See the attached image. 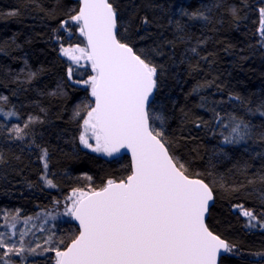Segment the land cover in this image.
I'll list each match as a JSON object with an SVG mask.
<instances>
[{"label":"trees","instance_id":"obj_1","mask_svg":"<svg viewBox=\"0 0 264 264\" xmlns=\"http://www.w3.org/2000/svg\"><path fill=\"white\" fill-rule=\"evenodd\" d=\"M110 2L118 14V38L162 65L154 108L167 117L164 131L171 151L191 177L212 190L207 226L233 246L219 264H264V26L259 11L264 0ZM78 9V0H0V225L45 211L74 188L98 189L108 179L120 181L130 174L128 155H103L80 144L82 119L74 112L93 98L73 81L87 80L93 72L90 63L77 65L61 51L87 46L74 22L66 26L71 36L61 28V21ZM192 13L207 19L191 18ZM198 85L211 86L193 93ZM201 96L207 98L206 108L249 123L251 138L222 143L213 113L198 107ZM201 119L211 123L197 128ZM15 126L23 138L17 139ZM43 174L55 187L44 183ZM239 205L253 210L257 219L249 222ZM77 229L72 218L56 222L52 247L62 239L64 250ZM17 264H55L54 251Z\"/></svg>","mask_w":264,"mask_h":264},{"label":"snow or ice","instance_id":"obj_2","mask_svg":"<svg viewBox=\"0 0 264 264\" xmlns=\"http://www.w3.org/2000/svg\"><path fill=\"white\" fill-rule=\"evenodd\" d=\"M79 3L78 11L61 21V28L70 36L71 30L66 26L74 22L87 40L86 47H62L61 51L77 65L82 59L87 60L94 73L87 80L73 81L88 85L94 98L90 105H77L74 112L76 118L82 119L79 140L85 148L108 156L119 154L121 149L129 150L131 174L119 182L108 179L98 189L74 188L66 198L69 203L64 214L78 222V235L64 250L59 248L64 244L61 239L56 247L44 251L55 252V264H217L221 250L230 252L233 246L206 225L212 190L202 179L190 178L193 174L171 151L172 143L164 131L166 115L154 108L152 97L160 87L162 65L118 38V14L110 0H79ZM259 11L264 26V8ZM232 12L235 16L236 9ZM191 18L207 19L203 13H192ZM143 23H149L147 18ZM176 27L183 31L179 22ZM261 32L264 36V27ZM72 71L70 67L69 79ZM204 86L211 85H198L193 93L198 94ZM200 99L198 107L206 108L207 98ZM89 107L86 117H81V111ZM206 110L213 113L212 122L222 143L238 144L251 138L253 129L243 119L222 114L215 107ZM32 119L29 117V121ZM209 123L201 119L196 127ZM14 130L17 139L23 138L19 126ZM90 139L95 141L94 145L89 143ZM46 156L47 150H43L42 159ZM44 167L47 169V163ZM46 183L55 187L52 180ZM237 207L249 222L257 219L253 210ZM20 236L19 247L11 236L7 242L0 238L2 264H9L3 257L10 254L20 257L26 251L35 253V248L25 249L23 232Z\"/></svg>","mask_w":264,"mask_h":264},{"label":"rangeland","instance_id":"obj_3","mask_svg":"<svg viewBox=\"0 0 264 264\" xmlns=\"http://www.w3.org/2000/svg\"><path fill=\"white\" fill-rule=\"evenodd\" d=\"M77 46H73L71 48H75ZM81 47V46H79ZM63 53V52H62ZM78 55V53H75ZM64 55V54H63ZM65 57L69 58L68 56L64 55ZM81 62L87 64L90 63L87 60L82 59ZM94 75V73L92 74ZM83 87H86L89 90L90 93V87L88 85H85L83 83H80ZM91 97V96H90ZM92 99V97H91ZM94 99V98H93ZM92 99V100H93ZM90 105V104H89ZM90 110V107L87 108L84 113L86 117L87 111ZM83 131L82 129V122L80 123L79 127V136L81 132ZM89 143H92L93 145L95 144L94 140H89ZM81 147L85 148L84 145L80 142ZM89 149L90 148H85ZM99 154L105 155L103 152H96ZM43 157V153L41 155ZM43 164H45V159H41ZM43 176V181L46 184V178ZM87 191V190H85ZM72 193V192H71ZM68 194L65 196L62 200H59L55 202V204L41 212H37L35 215L31 216V219L23 218V219H15L13 220V217L6 219L3 221V223L0 225V234H3L2 237L5 240V242L8 241V237L11 236L12 241L16 242L17 247H19V241L21 239L20 233L23 232V241H24V246L25 249L28 248H35L36 251L35 253H30V252H25L22 254V256L17 257L15 255H9L3 257L4 261H8L9 264H17L19 262H25L27 259L35 258L39 256L40 254L45 253L44 249L45 248H51L52 247V241H53V229H54V224L58 222L59 220H69L71 217L66 216L65 213V206L69 203V201L66 199L68 196L71 195ZM23 220V221H19ZM13 224H15V227H13ZM15 233V235H13ZM49 238H51V241L49 242ZM14 239V240H13ZM36 245H40L41 247H36ZM3 251V250H2ZM1 251V252H2ZM17 257V260H15ZM54 258H55V252H54ZM0 264H2V261H0Z\"/></svg>","mask_w":264,"mask_h":264},{"label":"water","instance_id":"obj_4","mask_svg":"<svg viewBox=\"0 0 264 264\" xmlns=\"http://www.w3.org/2000/svg\"><path fill=\"white\" fill-rule=\"evenodd\" d=\"M79 1V0H78ZM79 7H80V3H79ZM85 40H86V38H85ZM86 45H87V40H86ZM153 98V97H152ZM123 154H126V155H128V157H129V159H130V163H131V153H130V151L129 150H127V149H121L120 150V153L119 154H116V155H114V156H120V155H123ZM130 174H131V172H130ZM129 174V175H130ZM190 178H195V177H190ZM195 179H198V178H195ZM117 182H119V181H117ZM212 204V201H209V208H210V205ZM209 212V211H208ZM207 217H208V213L206 214V216H205V223H206V225H207ZM74 220V219H73ZM75 221V220H74ZM75 223L77 224V226H78V222L77 221H75ZM78 235V234H77ZM71 243V242H70ZM69 243V244H70ZM226 254V252H224L223 250H221V254L218 256V258H217V264H219V261H220V258H221V256H223V255H225Z\"/></svg>","mask_w":264,"mask_h":264},{"label":"bare ground","instance_id":"obj_5","mask_svg":"<svg viewBox=\"0 0 264 264\" xmlns=\"http://www.w3.org/2000/svg\"><path fill=\"white\" fill-rule=\"evenodd\" d=\"M85 40V39H84ZM86 41V40H85ZM43 177V176H42ZM41 182V181H40ZM40 184V183H39ZM233 207H234V205H233ZM237 209V208H236ZM258 212V211H257ZM259 212H261V211H259ZM264 213V212H263ZM261 214V213H260ZM258 216V215H257ZM260 216V215H259ZM264 216V215H263ZM263 216H262V219H263ZM241 217V216H240ZM243 218V217H242ZM242 218L240 219V220H242ZM259 218V217H258ZM261 219V220H262ZM19 221H23V220H19ZM243 221V220H242ZM258 221H260V220H258ZM258 221H257V223H258ZM244 222H245V219H244ZM252 222V221H251ZM243 223V222H242ZM253 223V222H252ZM244 226V225H243ZM250 226V225H249ZM245 227H247L246 225H245ZM258 227V226H257ZM260 227V226H259ZM248 228V227H247ZM251 228V227H250ZM252 228H253V226H252ZM256 229V228H255ZM259 229V228H258ZM261 230V229H260ZM14 240V239H13ZM17 242V241H16Z\"/></svg>","mask_w":264,"mask_h":264}]
</instances>
